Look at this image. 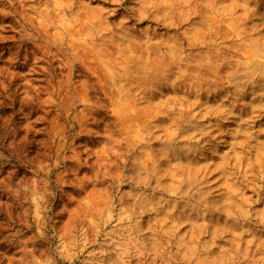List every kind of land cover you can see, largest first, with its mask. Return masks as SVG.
<instances>
[{
  "label": "rangeland",
  "instance_id": "rangeland-1",
  "mask_svg": "<svg viewBox=\"0 0 264 264\" xmlns=\"http://www.w3.org/2000/svg\"><path fill=\"white\" fill-rule=\"evenodd\" d=\"M0 264H264V0H0Z\"/></svg>",
  "mask_w": 264,
  "mask_h": 264
}]
</instances>
